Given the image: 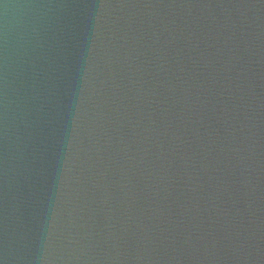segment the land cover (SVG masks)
I'll return each instance as SVG.
<instances>
[{
    "label": "water",
    "instance_id": "95a60500",
    "mask_svg": "<svg viewBox=\"0 0 264 264\" xmlns=\"http://www.w3.org/2000/svg\"><path fill=\"white\" fill-rule=\"evenodd\" d=\"M0 264H264V0H0Z\"/></svg>",
    "mask_w": 264,
    "mask_h": 264
}]
</instances>
